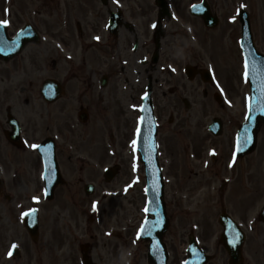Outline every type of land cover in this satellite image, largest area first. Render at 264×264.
<instances>
[{
    "label": "rangeland",
    "instance_id": "obj_1",
    "mask_svg": "<svg viewBox=\"0 0 264 264\" xmlns=\"http://www.w3.org/2000/svg\"><path fill=\"white\" fill-rule=\"evenodd\" d=\"M211 1L213 10L218 12L221 18V24L218 27H216L213 31H208V33H202L199 31L198 25L194 24L195 22H193L191 19H188L190 24L194 25L199 31V43L195 44L194 47L191 46L189 41L181 34L179 37L177 35L176 28L172 27L164 38L163 44L168 55L172 56V50L174 48V52H180V56H178L179 60H181L182 55L186 57L182 63V66L186 62H190L200 67L199 65H201L205 59L213 60V66L218 75L217 77H219L220 80H223L225 87L229 90V95L232 98L238 95L234 101L233 110L237 111V113H241L243 96L236 93V90L233 88V78H236V82H234V84L237 86L238 91H240L237 74L240 78V66H242V61L238 47L236 45V39L238 37V24L237 22H233L231 24L227 23V17L230 16L233 18L235 8L239 5H246L253 16L252 28L255 34L257 45L259 46V49H264V0ZM31 4H33V6L29 5L28 0H17V10L22 14V20L24 19L26 21V19H28L27 12L29 13L30 9L37 8L39 3L32 2ZM182 14L183 12L179 13V15ZM184 15L187 16L185 13ZM46 50L48 49L46 48ZM40 54L41 52L33 56L29 51H27L24 52L23 55L19 57V59L25 65L22 58L23 56L27 57V66H35L33 67L35 70H40L43 68V66H47L50 73L53 74V69L51 66L41 64L36 59V57ZM46 63H50V60L46 61ZM180 65L181 63L178 64V68ZM87 66H93V70L98 69L97 66H94L93 64L88 63ZM133 68L138 69L139 66H135ZM56 69H60L57 71L60 73L59 77L65 71V67L62 63L61 67H56ZM24 72L26 74L24 78H26L31 76L30 72L33 73V70L25 69ZM165 73L166 74H158L152 72V74L158 79H163L166 81L167 89L173 86L175 88L166 92V95L162 97L160 94L163 92L160 90L157 94V98L155 99L160 118L159 121L161 124L159 135L162 133L159 138L162 143V147L160 145L161 162L162 164H167L166 176L168 178L169 176L173 178V184L170 187H166L168 192L165 197V202L167 206V212L170 216L171 225L167 235L165 236V242L171 251L169 263L177 264L178 260L176 259L175 255H178L179 250H181V244L179 243V232L183 230L181 226L185 225L187 222L198 224L201 228L200 235L203 239H206L203 228L205 229V233H212V231L215 229L213 223L216 222L217 215L220 213L222 206H224L227 211L231 212L235 217H238L243 222H246L247 220L249 221L255 217V207H253V205L258 203L257 206H260V202L264 200V180L262 181L261 170L264 167V138L262 135L259 137V147L254 154L248 156L247 158L241 159V162L239 161V164L236 168V181L230 186L228 184L226 185V189H223L225 192L223 194V198L221 197L220 193L213 194V196L209 195L207 198L195 197L194 193L198 186L206 184L201 176L199 177L194 175L191 176L190 179L188 178V185H182L184 178L188 177L186 173L183 172V165L186 163L184 162V157L180 150V145L184 142V140L180 138L178 140L179 147H176V136L171 134L174 133V130H172V126L170 125V122L173 119H170L168 114L170 111H178V114L180 113V110L183 107L181 98L186 94L193 96L194 103L200 108V110L202 109V112H200V110H193L189 113L181 112L179 115L180 120L184 121L187 125V128H190L191 130L193 127L198 125L197 117L203 116L208 109L222 115L227 109L225 108L222 111L219 110L212 98L213 91H209L208 93H205V95L200 94V89L202 87L199 80L198 83L190 82L189 84H184L180 79L182 77H177L176 79L174 76L169 75L167 70ZM122 78H128L131 85L133 86L132 89L127 86V90H132L137 93V88L142 83V81H140L138 84V81H135L138 80V76L131 73L122 75ZM194 81H196V79H194L192 82ZM19 88L20 86L17 87L18 90ZM111 88H113L112 84ZM128 94L132 97L130 92ZM83 103L87 106L90 112L89 120L86 124L83 126L75 125L74 122H76V110H78L79 104L70 103L69 99L61 100L52 106L54 107L56 113L55 122L59 126L58 129L61 133V129L69 133L68 136L66 133L63 135V142L66 143L67 146H83L89 148L91 152L95 153L97 135L102 136L104 133L105 137H108L109 135L108 131L105 132L106 126L111 124L110 121L107 123L105 120V117L109 116V113L107 112L104 115L100 114L98 110L100 100L97 102V100L91 95L90 88L88 89V100ZM135 103L138 102L136 101ZM62 105L65 106L64 110L59 109V107ZM113 105L114 109L110 111L112 115L110 119L112 120L113 125L115 126L119 135L118 136L116 133L114 134L117 155L114 159H111L106 155L104 149V157L101 159V163H112L116 159L118 164L121 166V169L118 176H116V178L110 182L111 184H105V182L100 179V177L98 178L100 180L97 182V194L98 192L101 194L102 189H107L109 186L111 189L114 188L119 190L123 183L127 182L131 177L129 165H127L129 159V148L124 146L126 145L125 141L131 137V122L129 124V121L121 118V113L126 111L125 107L123 109L119 102L113 103ZM135 117L136 113L131 114L132 127L133 118ZM50 123L53 124V122ZM116 124L118 125V128L116 127ZM30 125L32 127L33 134L36 133L40 127L39 122L30 121ZM46 133L47 132L43 130L41 131L40 136H43ZM80 133H82V138L79 139ZM219 142L220 146H223L229 150V147L224 144L227 143L229 145L228 141L223 139L219 140ZM63 146L64 145L58 147L57 150V154L60 156L62 172H64V175L65 171L66 175L71 173L74 174L75 172H71L72 164L69 161L68 153L62 150ZM170 156L173 159L171 165H169L168 160H166V157L170 158ZM12 157L18 162L25 163V166L29 165V172L27 173V171H25V174L24 176H21V179L22 184L24 183L29 188V190L32 191L33 176L35 175V161L33 157L31 155H20L17 153L16 156ZM221 161H223V159ZM135 173L137 178H140V167L138 170L136 167ZM139 183V188L135 187L132 191H130L127 199L122 198L116 201L108 200L103 202L104 218L102 217V220L105 227H107V217H115L118 215L117 222L119 224L116 225L120 226L121 228L123 223L132 220L133 217L139 219L141 215L143 216V214L140 213L141 206L144 202V196L142 194L143 185L141 184L140 179ZM215 184L218 188L220 181H217ZM13 189L18 191L16 187ZM176 189L180 192L184 191L183 189H188L189 191H192L190 192L191 196L195 198L186 199L185 197H175L172 194ZM19 198L22 200V197H18L17 199ZM197 198L202 200V202ZM259 199L260 201H258ZM88 201L89 199L84 195L81 183H72L71 180L70 185L67 188H60L57 191L54 201L44 202L43 198H40V204L38 203V207L40 209L39 237L37 241L34 242L29 238V236L25 234L24 229L17 222L18 212L13 214L12 202L7 200V198L4 199L0 197V264H80V250L73 238L69 237L65 229L66 227H63L64 223H62V221L68 216L70 221H72V218L75 223H78L81 217L80 208L82 207L83 203ZM1 202H4L5 206H1ZM129 206L134 209L132 212L131 209L129 210ZM3 207L6 208V211L3 209ZM183 210L189 212V214H185ZM250 210H254L253 215H250ZM247 213L248 215H246ZM107 221H109V218ZM96 228L98 227L96 226L91 230V232L94 233ZM92 236L93 235H91L89 239L94 241L95 238ZM253 236H258L260 238V242H255L257 241L256 238L254 240L251 236V238L249 237L250 239L247 243V248L245 249V260H251V255L254 256L255 260H257L256 258L258 256L261 263L264 264L263 224L259 223L256 225ZM122 238L124 239L120 242V244L113 243L109 245L108 243H103L104 241L97 242L94 244V251L92 248H90L89 252L86 253L87 257L91 256L93 264H117V245H122L123 247L127 246V242H125L127 237L123 236ZM12 241H17L19 243L20 255L17 257H10L7 255L10 245H12ZM207 242L208 239L205 240V243ZM252 242L255 243L253 244V249L250 250V244H252ZM209 245L212 247L211 244ZM261 246H263V248H260ZM134 248L137 252L141 253L140 255H137L138 258L136 264H142V257L145 256V248L143 245H140L139 248ZM121 251L122 249L120 250L119 255ZM218 255L220 257L215 258L214 264H223L224 258H226V256L222 255V250L218 251Z\"/></svg>",
    "mask_w": 264,
    "mask_h": 264
},
{
    "label": "flooded vegetation",
    "instance_id": "obj_2",
    "mask_svg": "<svg viewBox=\"0 0 264 264\" xmlns=\"http://www.w3.org/2000/svg\"><path fill=\"white\" fill-rule=\"evenodd\" d=\"M75 1V0H73ZM83 1L84 3H89L88 0H78L79 4ZM98 13L96 22L94 20H84V19H77L75 21L74 29L75 31H70L69 33H65V30H63L62 33H60L62 36L60 37V40L62 42H66L67 44L74 43L76 39H79L81 42L87 43L88 37L87 34L88 28L92 29L95 32L100 33V24H101V9L99 7L95 8V14ZM125 27L122 26V28H125V31L128 32V34H132L133 41L131 42V46L134 49H137L138 42H137V33L135 32V24H128L124 23ZM147 30H144V34H146ZM161 28L155 29V40L153 42L154 50L157 49V45L159 47V36L161 35ZM158 42V43H157ZM86 46V45H85ZM87 47V46H86ZM128 45L125 42L124 36L122 38L116 39V42L112 46H108L107 42H103V45H99L96 47L97 54L94 57L93 63L95 66H98V71H100V81L103 77L106 78V85L104 87H101L99 90L98 100L100 102H109L110 100L116 99V95L114 93L113 89L109 88V82L111 81L113 83L114 80L119 78V70L118 65L112 61V59H108L107 50H111L114 53H120V52H127L128 51ZM90 48H93V46L87 47L86 52L90 50ZM146 62H143V60H140V65L144 66ZM82 66H69V72L66 76V82L68 85L66 86V89H69V87L74 88L76 91V95H68V98H71L72 100L76 101H87L88 100V88L91 87L93 92V85L95 83V79H93L91 76H94L97 74V72L93 69L86 70L85 66L86 64H81ZM56 67V66H52ZM97 89H95L96 91ZM64 96L66 95L65 88H64ZM64 105L60 106V110H64ZM110 105L107 104L105 106V110L107 112H110L109 109ZM45 112L46 119H51L55 116V111L49 109L48 106H44L43 110ZM23 131H25V124L22 125ZM186 152V151H185ZM223 159V161H221ZM222 159H214L212 158L213 164L211 168V173L215 176H218L220 173H223L224 168L226 167L227 162V153H225V156ZM185 164V172L186 173H192V169L190 167V164L193 162L190 161L189 157H185L184 159ZM190 177L184 178L182 185H188ZM222 250L220 249V245H218L215 249V257L219 256L218 251ZM224 251L222 250V254Z\"/></svg>",
    "mask_w": 264,
    "mask_h": 264
},
{
    "label": "water",
    "instance_id": "obj_3",
    "mask_svg": "<svg viewBox=\"0 0 264 264\" xmlns=\"http://www.w3.org/2000/svg\"><path fill=\"white\" fill-rule=\"evenodd\" d=\"M242 48L245 52L246 64L248 66V72H249V75L253 81L252 82V85H253L252 96H251L252 111L256 108L257 112L259 113V117L261 118V119H257L256 122L254 123V119L256 116L249 115V117H248V125L255 126V129H253V131H252L255 134L256 129L259 127V125L261 123L264 124V74H263V72H264V60L260 56H257L256 53L253 51L252 47H250V43H249L248 38H247V41H245V44H243ZM261 67L263 69L262 73L258 72L259 68H261ZM261 75H262V77H261V80L259 81ZM255 88L258 89L257 92L255 91ZM148 115H150L149 112H148ZM250 129L252 130V127ZM152 138L153 137H151V140L153 141ZM152 145H153V143H152ZM153 148H154V145H153ZM160 200H161V204H162L160 208L162 210V213H163V216L165 219L164 205L162 202V197H160ZM157 209H159V208H157ZM166 222L167 221L165 219V226L163 227L164 229L161 228L159 230V232H157V236L159 238V241H160V239H161V237H162V235L165 232V229L167 227ZM240 242H241L240 240H237L235 243V246L232 248L230 247L229 251L231 252L233 259L238 258L239 247L241 244Z\"/></svg>",
    "mask_w": 264,
    "mask_h": 264
},
{
    "label": "snow or ice",
    "instance_id": "obj_4",
    "mask_svg": "<svg viewBox=\"0 0 264 264\" xmlns=\"http://www.w3.org/2000/svg\"><path fill=\"white\" fill-rule=\"evenodd\" d=\"M117 2H118V0H117ZM243 7H245V5H241V8H243ZM238 11H239V9H238ZM233 19H234V17H233ZM9 23V21L8 20H0V25H6V24H8ZM96 39H100L99 37H96ZM245 75L247 76V72L245 73ZM145 95H147V94H145ZM135 107V106H134ZM141 120H143L144 119V117H141L140 118ZM139 131V130H138ZM137 143V141H133V144L135 145ZM245 143H247V141H245ZM33 147H38L37 145H33ZM33 199L34 200H38L39 198L38 197H33ZM94 207H95V205H94ZM33 211H35V210H33ZM28 213H24V215H27ZM17 246L15 245V244H13L12 245V248L13 249H15ZM9 255H12V252L10 251L9 252Z\"/></svg>",
    "mask_w": 264,
    "mask_h": 264
}]
</instances>
